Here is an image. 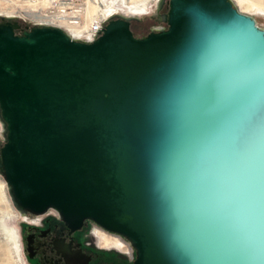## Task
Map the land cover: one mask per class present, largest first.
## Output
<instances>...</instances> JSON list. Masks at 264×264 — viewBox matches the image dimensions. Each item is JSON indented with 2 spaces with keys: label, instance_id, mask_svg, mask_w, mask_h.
<instances>
[{
  "label": "water",
  "instance_id": "1",
  "mask_svg": "<svg viewBox=\"0 0 264 264\" xmlns=\"http://www.w3.org/2000/svg\"><path fill=\"white\" fill-rule=\"evenodd\" d=\"M158 4L166 28L115 15L92 43L2 19L0 174L20 214L91 221L132 264H264V30L230 0Z\"/></svg>",
  "mask_w": 264,
  "mask_h": 264
},
{
  "label": "rangeland",
  "instance_id": "2",
  "mask_svg": "<svg viewBox=\"0 0 264 264\" xmlns=\"http://www.w3.org/2000/svg\"><path fill=\"white\" fill-rule=\"evenodd\" d=\"M0 1V13H3V16L5 15L4 17H0V20L13 18L14 20H17L23 25L30 28L38 27L35 26L34 19H36V17L32 18V16L27 15L29 13H35L36 9L34 11H30V7H27L22 3V1L26 0H20V2L16 3V5H11L9 4V2L6 4V2L2 0ZM85 1L87 2L88 0ZM136 1L139 0H134V2ZM230 1L236 9H238L243 14L253 18L256 21V25L260 29L264 30V0ZM111 2V6H114L115 8H118L120 10L115 11L119 13L117 15L127 13L129 16L139 19V21L133 22L132 29H135V27L138 25L147 26V33H145L141 37L149 34L152 29L160 30L166 28V24L163 22L162 16L168 13V7L167 4H165L163 8L159 9V0L151 1V3L150 1H148V4L146 3V5H142L145 10L137 12L134 11V6L132 4H130V6H125L123 4V0H112ZM104 3L106 8L108 7V5H110L109 0H105ZM113 3L116 4L114 5ZM4 144V126L0 120V149L4 146ZM28 220L29 219L25 218V216L20 214V212L14 207V204L8 192V187L4 181L3 176L0 174V264H29L26 257L21 233V224L28 223ZM95 229H97V227ZM98 231L102 230L98 228ZM90 240L95 243L99 241L101 245L105 247H114L116 245L119 246L117 244V241L121 242V245L124 244L119 238L110 236L108 234H102L99 240L94 236H91ZM96 246L98 248V251L115 252L118 255L129 260L126 255L116 251L115 249L110 250L100 248L97 243ZM132 263L133 262L130 261V264Z\"/></svg>",
  "mask_w": 264,
  "mask_h": 264
},
{
  "label": "flooded vegetation",
  "instance_id": "3",
  "mask_svg": "<svg viewBox=\"0 0 264 264\" xmlns=\"http://www.w3.org/2000/svg\"><path fill=\"white\" fill-rule=\"evenodd\" d=\"M4 22L5 20H0V23ZM22 27L17 32L18 35L31 29L25 25ZM152 31L155 30L150 32ZM25 218L29 220L28 223L21 224V233L29 264H130L129 260L115 252L98 251L96 243L90 240L93 227L96 226L91 221L86 222L82 229L75 230L54 210L39 216L25 215ZM116 236L121 241L128 242L125 238ZM81 255L88 257L86 263H81Z\"/></svg>",
  "mask_w": 264,
  "mask_h": 264
},
{
  "label": "built area",
  "instance_id": "4",
  "mask_svg": "<svg viewBox=\"0 0 264 264\" xmlns=\"http://www.w3.org/2000/svg\"><path fill=\"white\" fill-rule=\"evenodd\" d=\"M9 2L11 5H16L20 0H2ZM160 1V0H159ZM1 2V1H0ZM90 1L85 0H26L22 3L30 7V11L35 13H29L27 15L36 17L35 26H49L55 27L63 30L72 40L83 42V43H92L96 41L105 25L108 23L109 19L115 14H108L99 7L98 11L90 12L91 6H89ZM97 4V3H96ZM98 5V4H97ZM39 10V11H37ZM149 15V14H148ZM5 16V15H4ZM3 13H0V17H4ZM16 17V16H11ZM13 19V18H12ZM157 31V30H155ZM97 227V229H95ZM92 233L95 238L99 240V234L101 231H98V228L102 230L99 226H95ZM104 232V231H103ZM109 234V232H104ZM111 236L117 237L114 234H109ZM128 245V248L122 251L118 249L117 246H102L98 241L96 242L100 248L105 249H115L116 251L126 255L129 261L133 262L135 260V251L129 242L123 241Z\"/></svg>",
  "mask_w": 264,
  "mask_h": 264
},
{
  "label": "bare ground",
  "instance_id": "5",
  "mask_svg": "<svg viewBox=\"0 0 264 264\" xmlns=\"http://www.w3.org/2000/svg\"><path fill=\"white\" fill-rule=\"evenodd\" d=\"M104 1L105 0H91L88 4H89V6H91V9H89V11L92 13V12H95V11H98L99 9V7L102 9V11H104V12H106V13H108V14H115V13H117V12H115V11H120L118 8H115L114 6H111V4H112V0H109L110 1V5H108V7L106 8V6H105V3H104ZM148 1H150V3H151V1H154V0H139V1H136V2H134V0H123V4L125 5V6H130V4H132L134 7V11L135 12H137V11H144L145 10V8H143V6L142 5H146V3L148 2ZM98 5H97V4ZM114 4V3H113ZM116 4V3H115ZM114 4V5H115ZM148 4V3H147ZM106 8V9H105ZM117 14H119V13H117ZM120 15H123V16H125V17H131V16H129L127 13H123V14H120ZM136 16V15H135ZM10 17V16H9ZM102 234H106V233H104L103 231H101L100 232V234H99V237L100 236H102ZM123 242V241H122ZM124 243V242H123ZM117 244L119 245V246H117V248L118 249H122L121 247H123V249H122V251L123 250H125L126 251V249L125 248H128V245L127 244H122L121 245V242H119V241H117Z\"/></svg>",
  "mask_w": 264,
  "mask_h": 264
},
{
  "label": "trees",
  "instance_id": "6",
  "mask_svg": "<svg viewBox=\"0 0 264 264\" xmlns=\"http://www.w3.org/2000/svg\"><path fill=\"white\" fill-rule=\"evenodd\" d=\"M132 31H133L135 37L140 38V36L147 33V26L138 25L135 27V29H132Z\"/></svg>",
  "mask_w": 264,
  "mask_h": 264
}]
</instances>
